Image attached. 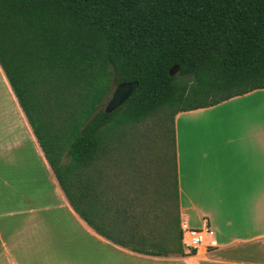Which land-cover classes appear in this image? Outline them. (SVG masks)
<instances>
[{"label":"trees","instance_id":"trees-1","mask_svg":"<svg viewBox=\"0 0 264 264\" xmlns=\"http://www.w3.org/2000/svg\"><path fill=\"white\" fill-rule=\"evenodd\" d=\"M0 70L79 218L183 255L174 117L264 88V0H0Z\"/></svg>","mask_w":264,"mask_h":264},{"label":"crops","instance_id":"crops-1","mask_svg":"<svg viewBox=\"0 0 264 264\" xmlns=\"http://www.w3.org/2000/svg\"><path fill=\"white\" fill-rule=\"evenodd\" d=\"M0 90V112L14 125L0 129V264H264V88L175 115L179 217L207 225L216 246L166 256L114 245L81 220L1 70ZM246 101L239 112H209Z\"/></svg>","mask_w":264,"mask_h":264},{"label":"built area","instance_id":"built-area-1","mask_svg":"<svg viewBox=\"0 0 264 264\" xmlns=\"http://www.w3.org/2000/svg\"><path fill=\"white\" fill-rule=\"evenodd\" d=\"M178 229L180 243L183 251L186 253L197 252L216 246L207 225L194 228L188 225L185 218L179 217Z\"/></svg>","mask_w":264,"mask_h":264},{"label":"water","instance_id":"water-1","mask_svg":"<svg viewBox=\"0 0 264 264\" xmlns=\"http://www.w3.org/2000/svg\"><path fill=\"white\" fill-rule=\"evenodd\" d=\"M176 70L177 65H172L168 69V74L172 75L176 72ZM136 86V81H122L115 84L109 97L106 99V102L103 105L104 112H110L121 105L132 93Z\"/></svg>","mask_w":264,"mask_h":264},{"label":"rangeland","instance_id":"rangeland-1","mask_svg":"<svg viewBox=\"0 0 264 264\" xmlns=\"http://www.w3.org/2000/svg\"><path fill=\"white\" fill-rule=\"evenodd\" d=\"M112 91V90H111ZM111 91L109 92V94L107 95V97L105 98V100L103 101V105H104V103L106 102V99L109 97V95H110V93H111ZM257 95H261L262 97L264 96V93H258ZM4 95L2 94V90H0V102H2V97H3ZM254 96V95H253ZM256 97V96H255ZM260 97V96H259ZM246 103H247V101L245 102V103H243V102H240L239 104H230V106H227L225 109H221V108H217V109H213V110H211V111H209L210 113H223V112H225V113H228V112H239L240 110H242L243 109V106H245L246 105ZM0 106H1V104H0ZM2 115H6V114H1V112H0V129H1V132L2 131H10L11 129H14V125H13V122L11 121V117H12V114L10 113L9 114V116H6V117H3ZM6 136H8V133H6ZM21 144L22 145H24V144H26V141H24L23 140V143L21 142ZM24 147V146H23ZM22 150H24L23 148H22ZM25 160H27V159H25ZM30 164V162L28 163V165ZM1 173H2V167H3V165L1 164ZM18 173H19V175H20V172H21V168H19L18 169ZM26 171H27V169H24L23 168V174H26ZM30 171H35V170H33V166L31 167V169H30ZM26 181V180H25ZM8 206H10V207H14L15 205H12V203H8L7 204ZM3 206H6L5 204H3ZM4 208H7V207H4Z\"/></svg>","mask_w":264,"mask_h":264}]
</instances>
